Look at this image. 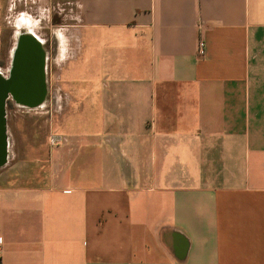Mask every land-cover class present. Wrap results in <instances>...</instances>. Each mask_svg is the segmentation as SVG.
<instances>
[{
    "label": "crops",
    "instance_id": "obj_1",
    "mask_svg": "<svg viewBox=\"0 0 264 264\" xmlns=\"http://www.w3.org/2000/svg\"><path fill=\"white\" fill-rule=\"evenodd\" d=\"M20 34L48 100L6 115L0 264H264V0H0Z\"/></svg>",
    "mask_w": 264,
    "mask_h": 264
},
{
    "label": "flooded vegetation",
    "instance_id": "obj_2",
    "mask_svg": "<svg viewBox=\"0 0 264 264\" xmlns=\"http://www.w3.org/2000/svg\"><path fill=\"white\" fill-rule=\"evenodd\" d=\"M35 41L20 34L9 42V46L13 45L11 53L0 58V82L10 85V90L5 91V115L9 109L32 108L47 103L49 58L44 48L48 40L40 44ZM5 132L0 129V164L7 152L8 133Z\"/></svg>",
    "mask_w": 264,
    "mask_h": 264
},
{
    "label": "water",
    "instance_id": "obj_3",
    "mask_svg": "<svg viewBox=\"0 0 264 264\" xmlns=\"http://www.w3.org/2000/svg\"><path fill=\"white\" fill-rule=\"evenodd\" d=\"M8 90H10V85L7 83L5 85V83L2 84L0 82V129L4 132L6 131V115H5V108H4V99L6 97V92ZM6 143L8 144L7 137H6ZM6 155H7V152L4 155L5 156L4 161L6 160Z\"/></svg>",
    "mask_w": 264,
    "mask_h": 264
},
{
    "label": "rangeland",
    "instance_id": "obj_4",
    "mask_svg": "<svg viewBox=\"0 0 264 264\" xmlns=\"http://www.w3.org/2000/svg\"><path fill=\"white\" fill-rule=\"evenodd\" d=\"M10 31H12V30H8V33H9V35H10ZM14 31V30H13ZM47 30H42V37H46V35H47ZM44 34V35H43ZM9 42H10V40H9ZM3 55H1L0 54V58L2 57ZM50 64H51V68L52 69H56V67H57V65H56V62H55V60H54V58H52L51 59V62H50ZM46 105V104H45ZM18 109H22V108H13V109H9V110H7V114H8V119H9V122H10V124H11V120H12V118L17 114V113H19V112H17V111H19ZM17 112V113H16ZM22 114V113H21ZM21 114H19V115H21ZM27 115H29V114H27ZM10 129H9V135H10Z\"/></svg>",
    "mask_w": 264,
    "mask_h": 264
},
{
    "label": "built area",
    "instance_id": "obj_5",
    "mask_svg": "<svg viewBox=\"0 0 264 264\" xmlns=\"http://www.w3.org/2000/svg\"><path fill=\"white\" fill-rule=\"evenodd\" d=\"M198 53L200 56H204L206 54V43H205V40H200L199 42V46H198ZM63 140V136L61 135H52L51 136V143L52 144H56L58 143L59 141H62Z\"/></svg>",
    "mask_w": 264,
    "mask_h": 264
},
{
    "label": "bare ground",
    "instance_id": "obj_6",
    "mask_svg": "<svg viewBox=\"0 0 264 264\" xmlns=\"http://www.w3.org/2000/svg\"><path fill=\"white\" fill-rule=\"evenodd\" d=\"M44 35V34H43Z\"/></svg>",
    "mask_w": 264,
    "mask_h": 264
}]
</instances>
